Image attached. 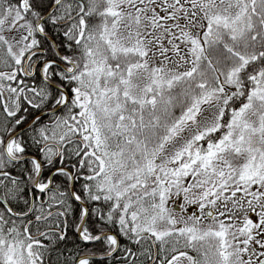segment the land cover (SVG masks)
Segmentation results:
<instances>
[{"label":"snow or ice","instance_id":"snow-or-ice-1","mask_svg":"<svg viewBox=\"0 0 264 264\" xmlns=\"http://www.w3.org/2000/svg\"><path fill=\"white\" fill-rule=\"evenodd\" d=\"M0 264H264V0H0Z\"/></svg>","mask_w":264,"mask_h":264},{"label":"flooded vegetation","instance_id":"flooded-vegetation-1","mask_svg":"<svg viewBox=\"0 0 264 264\" xmlns=\"http://www.w3.org/2000/svg\"><path fill=\"white\" fill-rule=\"evenodd\" d=\"M177 199H180V198H177Z\"/></svg>","mask_w":264,"mask_h":264}]
</instances>
